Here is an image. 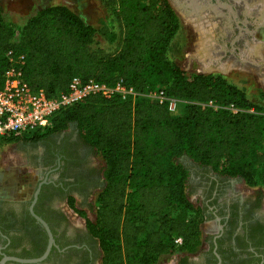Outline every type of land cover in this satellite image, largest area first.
<instances>
[{
  "label": "trees",
  "instance_id": "trees-1",
  "mask_svg": "<svg viewBox=\"0 0 264 264\" xmlns=\"http://www.w3.org/2000/svg\"><path fill=\"white\" fill-rule=\"evenodd\" d=\"M100 1L108 19L94 26L65 4L46 5L14 24L0 0V69L11 50L24 55V79L47 95L80 76L189 102L171 114L166 103L143 96L132 102L93 95L58 114L45 131L1 138L37 141L75 123L104 163L88 224L100 264H156L159 255L196 252L203 239L205 208L189 199L182 155L247 186L264 184V96L252 101L220 73L186 76L169 58L181 25L168 0ZM208 101L218 108L203 104ZM150 217L154 230L146 227ZM175 236L182 238L179 246Z\"/></svg>",
  "mask_w": 264,
  "mask_h": 264
},
{
  "label": "flooded vegetation",
  "instance_id": "flooded-vegetation-1",
  "mask_svg": "<svg viewBox=\"0 0 264 264\" xmlns=\"http://www.w3.org/2000/svg\"><path fill=\"white\" fill-rule=\"evenodd\" d=\"M178 7L198 19L208 11L212 16L206 26L212 21L220 23L224 38L228 39L226 44L222 42L214 47L224 50V56L230 58L231 63L241 59L249 64L252 62L250 52L254 40L251 33L262 27L248 14L250 5L244 0H179ZM244 13L248 18L242 22ZM212 53L215 55L216 51ZM206 69L219 71L220 68L210 64ZM207 73L225 75L220 71ZM60 135L61 132L51 133L38 140L44 150L41 156H33L34 164L41 169L35 182V189L39 184L40 188L32 208L52 233L51 248L37 263L7 258L41 256L48 235L29 212L35 189L27 200L0 197V261L5 258L4 264H100L99 244L88 224L94 220L96 194L103 185V166L99 176L91 162L94 150L78 133L77 137ZM229 178L233 177L217 175L210 178L208 187H195L200 198L198 205L205 208L204 221H211L214 229L202 232L203 239L196 252L178 251L172 255L169 264L264 263V205L261 196L256 191L247 195L238 193Z\"/></svg>",
  "mask_w": 264,
  "mask_h": 264
},
{
  "label": "rangeland",
  "instance_id": "rangeland-1",
  "mask_svg": "<svg viewBox=\"0 0 264 264\" xmlns=\"http://www.w3.org/2000/svg\"><path fill=\"white\" fill-rule=\"evenodd\" d=\"M244 2L250 5L247 9L250 16L253 15L254 11L264 12V0H244ZM1 3L4 6L6 16L14 24L21 23L37 9L49 4H65L78 13L86 22L94 26L104 24L108 19V10L100 0H1ZM182 10L184 11L185 9H175L181 27L169 49L170 60L178 65L186 76L194 72H223L230 82L245 89L252 101H261L264 96V29L252 30L251 34L254 40L252 42V51L250 52L252 54V62L249 64L241 59L238 62L231 63L230 58L224 56V50L221 51L219 48L214 47L218 43L223 42L226 44L228 42V39L224 38L225 35L222 33L220 23L215 24L212 21L206 26L210 20L209 16H212L208 11L204 17L198 19L194 18L193 15L184 14ZM241 10L243 13L242 8ZM247 18V14L244 13L241 21L244 22ZM231 44H234L233 41H231ZM102 45L106 49L110 48L104 42H102ZM212 51L214 53L216 51L215 55H213ZM210 64L217 65L220 68L219 71H216L218 69H211V71L206 69V66H210ZM187 102L189 101L184 99L177 102L178 112L183 110ZM75 130L76 124L70 123L64 131H69L70 133ZM75 136L77 137V135ZM39 147H41L39 141L26 142L24 144L22 140L8 141L0 137V187L18 184L21 182V177L25 178V175H29L27 177L29 179L32 178V181L34 179L35 185L40 175V167L33 162V152L36 153ZM178 160L189 171L187 180L189 199L194 205H198L200 198L197 195V191H195V187H200L201 185L208 187L206 185L210 181V178L218 174L214 173L209 167L194 162L186 155H182ZM91 162L100 176L104 163L94 151L91 153ZM29 169L33 172L30 173ZM229 179L233 185L232 187L238 193L246 195L253 193V191L259 193L264 205V184L247 186L241 178L233 177ZM153 220L157 226V221ZM146 227L148 229L152 228L150 220H148ZM201 229L202 231H212L214 229L213 223L203 220ZM176 252L178 251L171 254L159 255L156 258V264H169L168 262L172 259V255Z\"/></svg>",
  "mask_w": 264,
  "mask_h": 264
},
{
  "label": "built area",
  "instance_id": "built-area-1",
  "mask_svg": "<svg viewBox=\"0 0 264 264\" xmlns=\"http://www.w3.org/2000/svg\"><path fill=\"white\" fill-rule=\"evenodd\" d=\"M6 64L0 69V137H31L49 129L54 118L63 111L82 103L87 97L98 95L103 98L117 97L120 100L134 101L143 96L167 104L171 114H177L179 99L167 97L163 91L140 93L121 80L114 84L99 82L94 78L74 76L65 91L47 95L42 89H33L23 77L24 55H15L11 50L5 53ZM218 108L212 101L203 103ZM232 112L237 108L228 106ZM179 113V112H178ZM72 211V209H70ZM174 243H182L180 236Z\"/></svg>",
  "mask_w": 264,
  "mask_h": 264
},
{
  "label": "crops",
  "instance_id": "crops-1",
  "mask_svg": "<svg viewBox=\"0 0 264 264\" xmlns=\"http://www.w3.org/2000/svg\"><path fill=\"white\" fill-rule=\"evenodd\" d=\"M64 130L56 132V133H60L61 132L60 136H64V134L65 135H69V134L76 135V131L78 133L77 127H76V130L74 132H70V133H69V131L65 132ZM49 135H47L45 137H48ZM45 137H43V138H45ZM43 138H41V139H43ZM58 138H60V137H58ZM27 142H36V141H27ZM43 150H44V146H43V144H41V147H39L38 151L36 153L33 152V154L41 156L42 153H43ZM26 167H29V166H26ZM29 172L31 173L33 171L31 169H29ZM27 176H29V175H25V178L21 177L20 181L23 182V183L20 182L18 184L10 185L9 187H0V197H6V198L13 199V200H18V201L30 199V197H31V195H32V193H33V191L35 189V185H34V179L32 181V178L29 179ZM15 178H16V176H15ZM18 178H20V177H18ZM149 220H150V223L152 224V228L151 229L147 228V229L148 230L156 229L157 226L155 225L153 218L150 217Z\"/></svg>",
  "mask_w": 264,
  "mask_h": 264
},
{
  "label": "water",
  "instance_id": "water-1",
  "mask_svg": "<svg viewBox=\"0 0 264 264\" xmlns=\"http://www.w3.org/2000/svg\"><path fill=\"white\" fill-rule=\"evenodd\" d=\"M168 1H169L170 5L173 7V9H174V7H175V9H179V7H178L179 0H168ZM183 13L187 14L184 11H183ZM251 17L254 19L255 23L257 22L256 24H261V27L264 29V12L263 13L260 12V11L254 12ZM39 185L36 187V189H35V191L33 193V199H32L31 204L29 206V212L43 226V228L45 229V231H46V233L48 235V243H47L46 249L44 250L43 254L41 256L37 257V258H32V259H20V258H15V257H7V258H13V259L20 260V261L37 263V262H40L41 260H43L47 256V254H48V252H49V250L51 248V245H52V243L54 241L53 237H52V233H51L47 223L39 215H37L33 211V208H32V206H33V204L35 202V199L37 197V193H38L39 188H40ZM4 260H5V258L0 261V264H4Z\"/></svg>",
  "mask_w": 264,
  "mask_h": 264
},
{
  "label": "bare ground",
  "instance_id": "bare-ground-1",
  "mask_svg": "<svg viewBox=\"0 0 264 264\" xmlns=\"http://www.w3.org/2000/svg\"><path fill=\"white\" fill-rule=\"evenodd\" d=\"M193 3H194V2H193ZM202 4H203V3H202ZM188 7H189V6H188ZM263 8H264V7H263ZM263 8H262V9H263ZM195 9H196V8H195ZM200 12H203V11H200ZM261 12H262V11H261ZM210 52H211V51H210Z\"/></svg>",
  "mask_w": 264,
  "mask_h": 264
}]
</instances>
